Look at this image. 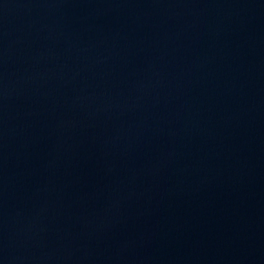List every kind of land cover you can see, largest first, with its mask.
Here are the masks:
<instances>
[{
  "label": "water",
  "instance_id": "water-1",
  "mask_svg": "<svg viewBox=\"0 0 264 264\" xmlns=\"http://www.w3.org/2000/svg\"><path fill=\"white\" fill-rule=\"evenodd\" d=\"M0 264H264V0H0Z\"/></svg>",
  "mask_w": 264,
  "mask_h": 264
}]
</instances>
